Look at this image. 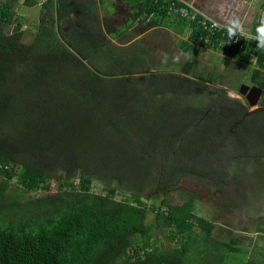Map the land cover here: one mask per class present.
<instances>
[{"label":"trees","instance_id":"obj_1","mask_svg":"<svg viewBox=\"0 0 264 264\" xmlns=\"http://www.w3.org/2000/svg\"><path fill=\"white\" fill-rule=\"evenodd\" d=\"M18 1L0 0V264H189L188 246L204 243L222 247L224 263L243 251L212 238L214 224L193 212L194 196L181 204L169 196L183 177L210 180L217 165L202 171L200 162L207 156L220 166L223 136L240 156L264 155L248 140V126L264 136V49L211 37L175 15L194 28V43H222L226 56L255 68L261 108L250 113L224 91H209L228 110L220 114L196 106L213 81L193 80L194 62L164 73L130 45L134 21L153 28L183 4L129 0L125 31L101 17L103 0H45L48 23L26 43ZM155 191L160 200L149 207Z\"/></svg>","mask_w":264,"mask_h":264},{"label":"rangeland","instance_id":"obj_2","mask_svg":"<svg viewBox=\"0 0 264 264\" xmlns=\"http://www.w3.org/2000/svg\"><path fill=\"white\" fill-rule=\"evenodd\" d=\"M27 1L28 0H19L14 8L18 10L25 20L22 29L27 31L25 42L29 43L34 39L35 32L37 31L36 27L38 25L47 24L48 17H46L47 13L43 8V2L45 0H38L40 3L37 6L28 4L26 3ZM30 2H33V0ZM25 4H27V6ZM116 6L117 4H114V7ZM100 14L102 15L103 12L100 11ZM115 15L116 17L111 19V24L117 26L119 22L116 18H120L121 22H123V14L120 9H117ZM15 28L16 26H12L11 30ZM150 54L152 58L148 56L149 59H153L156 56H159L158 59H160L161 54L164 55L162 56L164 61L160 62L161 67L158 66L164 73L172 72L173 70L180 72L182 64L184 65L185 61L192 59L185 56L184 53H181L182 55L179 56L180 52L177 53L173 49L162 51L161 53L158 51L155 53L151 52ZM211 57L212 59H208V61L212 62L206 65L210 74H207L206 77L203 70L197 71L196 68H193V75L191 77L193 80L202 81L201 77L203 76L205 79L209 78L213 81V83H205L207 87L203 89V94H201L200 98L197 100L196 106L203 110L212 111L214 109L221 114L222 105L219 103L220 101L216 96H208V93L209 91H224L227 98L242 102L244 106L248 107L250 113L254 112L256 109H260V104L257 108L251 109L244 96L237 92L242 85H248L250 88L254 87L249 79L250 69H248V67L242 68L243 65H238V63L231 61H229L231 62L230 65L229 62L227 66L220 65L218 56L211 55ZM162 67L168 70L165 71ZM153 72L160 71L159 69H155ZM249 129L250 127L248 126L249 142L260 143V147L261 145L264 146V136L257 139L254 134L250 132L255 130L256 127L253 126L252 129ZM262 129L263 130L259 131L264 132V126ZM219 141L222 145L218 146V150H215L217 148L213 150L216 151L214 158H216L217 154H219L217 156L221 158L220 166L215 164L217 159L212 160L206 158L207 156L201 159L199 166L200 170L203 171V169L208 167L209 163L210 166L217 165L220 169L219 174L213 177L216 180L212 179L213 182L210 180L205 182L204 180L203 182L201 181L203 185H198L189 182L183 177L180 180L177 192L170 195L169 199L173 204H181L194 196V206L196 207H194L193 212L214 224L212 238L221 242L232 241L236 247L238 246V248L243 249L246 256L243 251L236 249L237 254H229L228 258L223 263L221 258L222 247L218 248L217 245L209 243L192 245V247L189 245L188 249L191 248L188 252V258L191 261H189V264H247L248 261L262 263L264 260V234L261 233L259 229L264 228V203L260 204L264 202V162L259 160H256L255 163L252 162V158L256 155H261V153H253L249 156L252 158L246 161V158L243 160L240 157V153L233 148V143L231 140L227 139L226 136L220 138ZM226 143H231V146L226 147ZM216 182H218V184ZM13 184H17V181L14 180ZM13 187L15 186L13 185ZM18 188H20V186H18ZM94 191L96 194L105 195L103 187L97 183H94ZM157 192L155 197L151 200L149 198L146 201L149 207H152V200H155L156 204H158L161 192ZM18 193L24 194L20 191H18ZM24 195L25 197H29L32 194L26 193ZM39 195L42 194H36V196ZM243 195H247V206L246 203L243 204L242 200H239ZM151 217L152 214L149 215L148 219H152Z\"/></svg>","mask_w":264,"mask_h":264},{"label":"crops","instance_id":"obj_3","mask_svg":"<svg viewBox=\"0 0 264 264\" xmlns=\"http://www.w3.org/2000/svg\"><path fill=\"white\" fill-rule=\"evenodd\" d=\"M104 8L100 9L103 14L102 18L108 17L110 19H114L116 17L115 12L117 9L123 14L122 20H124L123 24H121V19L116 18L119 24L117 27L127 30L128 24L127 19L132 17L131 9L128 6L129 0H103ZM176 1L177 3H181L183 5H189L199 9L206 15L211 16L216 19L219 23L226 26L227 28L230 26L233 20H239L242 26L241 39L245 40L249 46H257V41L255 40L256 36V27L259 24L260 18L264 16V0H171ZM114 4H117L114 7ZM175 4L172 5L171 9ZM110 6V7H108ZM117 8V9H116ZM175 7L172 9L174 10ZM177 10V9H176ZM173 12V16L167 20H160L161 25L155 26L153 28L142 30V26L140 24L138 26L137 21H134L127 33H132L134 40L130 45H138L141 51H145L147 56L151 57V52H159L169 51V49L175 50L177 53L180 52L179 56L184 53L185 56L192 58L191 60H187L185 62H194L196 70L204 71L205 77L207 74H210L209 69H207L206 65L210 64L212 61H208V59H212L211 55H215L219 57L220 65L227 66L228 62H235L243 65V67H248L250 72V81H251V70L255 69L253 66H249L244 62L243 59H236L226 56L223 53V44L209 46V43L206 41L203 42L202 38H197L194 43L192 38L194 28L187 22H181L177 20V13ZM105 14V15H104ZM151 19L148 18L147 22ZM112 22V21H111ZM113 25V24H112ZM192 45L195 49L191 54H187L183 48L186 49L187 46ZM249 50V49H248ZM160 56V59L156 56L153 59H149L150 64L153 66L161 67L160 62L164 61V58ZM178 56V55H177ZM243 57V56H242ZM152 60V61H151ZM158 60V61H157ZM160 60V61H159ZM177 61V60H175ZM158 62V63H157ZM229 62V65L231 64ZM255 62L253 59L252 61ZM240 65V66H241ZM183 67V64H182ZM164 68V67H162ZM226 68V67H223ZM203 77V76H202ZM256 87V86H255Z\"/></svg>","mask_w":264,"mask_h":264},{"label":"built area","instance_id":"obj_4","mask_svg":"<svg viewBox=\"0 0 264 264\" xmlns=\"http://www.w3.org/2000/svg\"><path fill=\"white\" fill-rule=\"evenodd\" d=\"M174 7L175 5L173 8ZM176 13L185 21L197 23L204 31L208 33L209 36L215 37L221 33L223 37L227 36V40H229L233 45H238L241 47L240 43L243 40L241 39V33H238L236 37L230 39L227 34L228 28L226 26L222 25L211 16L204 14L199 9L189 5H184L183 7L177 9Z\"/></svg>","mask_w":264,"mask_h":264},{"label":"clouds","instance_id":"obj_5","mask_svg":"<svg viewBox=\"0 0 264 264\" xmlns=\"http://www.w3.org/2000/svg\"><path fill=\"white\" fill-rule=\"evenodd\" d=\"M255 40L257 41V47L264 49V16L260 18L259 24L256 27ZM242 32V26L239 20H233L227 29V34L229 38H234L238 33Z\"/></svg>","mask_w":264,"mask_h":264},{"label":"water","instance_id":"obj_6","mask_svg":"<svg viewBox=\"0 0 264 264\" xmlns=\"http://www.w3.org/2000/svg\"><path fill=\"white\" fill-rule=\"evenodd\" d=\"M238 92L240 95H243L246 98V100L249 104V107L251 109L257 108L258 105L260 104L259 101L261 100V97H262V91L260 89L250 88V87H248V85H242L239 88ZM257 110H259V109H256L255 111H257ZM251 113H253V112H251Z\"/></svg>","mask_w":264,"mask_h":264},{"label":"flooded vegetation","instance_id":"obj_7","mask_svg":"<svg viewBox=\"0 0 264 264\" xmlns=\"http://www.w3.org/2000/svg\"><path fill=\"white\" fill-rule=\"evenodd\" d=\"M251 88H257V87H251ZM258 89V88H257ZM239 90V89H238ZM238 90H237V92H238ZM239 93V92H238ZM245 98V97H244ZM262 98V97H261ZM246 99V98H245ZM260 102V101H259ZM222 109H223V107H222ZM221 109V113L224 111L225 113L226 112H228V110H222ZM260 152H262L263 154H264V150H262V151H260ZM241 158H246V161H248V154H246V155H243V156H240ZM252 157H250V159H251ZM256 160H259V161H263L264 162V155H262L261 157H259V156H255L254 158H252V161L255 163L256 162ZM209 167V166H208ZM214 167L217 169V168H219V167H217V166H212V167H209L210 168V170L212 171V172H210V173H212V175L210 176V181L211 182H213V180H216L215 178H213V177H215V176H217V171H216V169H214ZM214 175V176H213ZM213 179V180H212ZM217 184H218V182H216ZM243 198V199H242ZM242 198H240L239 200H241L242 199V202H243V204H245L246 203V206H247V195H243L242 196ZM264 202H262V203H260V204H263Z\"/></svg>","mask_w":264,"mask_h":264}]
</instances>
